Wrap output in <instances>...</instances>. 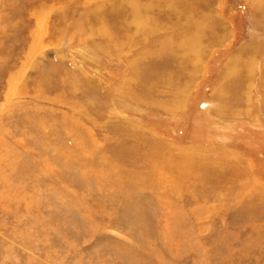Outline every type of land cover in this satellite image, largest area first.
<instances>
[{"label":"rangeland","instance_id":"374dc122","mask_svg":"<svg viewBox=\"0 0 264 264\" xmlns=\"http://www.w3.org/2000/svg\"><path fill=\"white\" fill-rule=\"evenodd\" d=\"M0 264H264V0H0Z\"/></svg>","mask_w":264,"mask_h":264},{"label":"bare ground","instance_id":"6f19581e","mask_svg":"<svg viewBox=\"0 0 264 264\" xmlns=\"http://www.w3.org/2000/svg\"><path fill=\"white\" fill-rule=\"evenodd\" d=\"M259 1V0H258ZM159 156V155H158ZM164 156V155H163Z\"/></svg>","mask_w":264,"mask_h":264}]
</instances>
